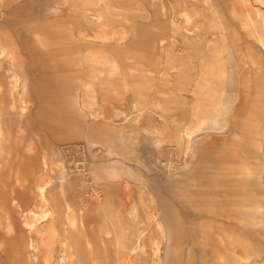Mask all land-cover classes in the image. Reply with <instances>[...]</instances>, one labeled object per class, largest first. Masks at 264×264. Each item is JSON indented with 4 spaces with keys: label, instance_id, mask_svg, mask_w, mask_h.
<instances>
[{
    "label": "rangeland",
    "instance_id": "1",
    "mask_svg": "<svg viewBox=\"0 0 264 264\" xmlns=\"http://www.w3.org/2000/svg\"><path fill=\"white\" fill-rule=\"evenodd\" d=\"M112 217L264 263V0H0V264H120Z\"/></svg>",
    "mask_w": 264,
    "mask_h": 264
},
{
    "label": "bare ground",
    "instance_id": "2",
    "mask_svg": "<svg viewBox=\"0 0 264 264\" xmlns=\"http://www.w3.org/2000/svg\"><path fill=\"white\" fill-rule=\"evenodd\" d=\"M262 17V16H261ZM193 19V18H192ZM258 36V35H257ZM23 103V102H22ZM27 107V106H26ZM213 122V121H212ZM201 123V122H199ZM207 123V122H206ZM209 124V123H208ZM202 125V124H201ZM195 131V130H194ZM184 134V133H183ZM192 134V132H191ZM48 185H44V187H42L40 189L41 192V197L45 200V192L47 191ZM43 205V204H42ZM131 207V206H130ZM39 210V209H38ZM136 208L135 206H132L128 211L129 214H135ZM34 212V211H33ZM43 212V211H42ZM45 214V213H44ZM110 222L112 223L113 226L116 227L117 229V236H116V253L119 256V263L120 264H129V258L131 253H133L135 251V249H133L130 245L129 242L127 240V236H128V229L126 227L122 228L119 220L116 217H112L110 219ZM55 234V233H54ZM136 236V235H135ZM32 248V247H31ZM31 250V249H30ZM41 261V260H40Z\"/></svg>",
    "mask_w": 264,
    "mask_h": 264
},
{
    "label": "crops",
    "instance_id": "3",
    "mask_svg": "<svg viewBox=\"0 0 264 264\" xmlns=\"http://www.w3.org/2000/svg\"><path fill=\"white\" fill-rule=\"evenodd\" d=\"M262 255V254H261ZM261 255H259L260 257H261ZM262 264H264V263H262Z\"/></svg>",
    "mask_w": 264,
    "mask_h": 264
}]
</instances>
